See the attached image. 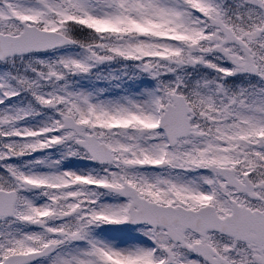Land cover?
Here are the masks:
<instances>
[{
  "label": "snow or ice",
  "instance_id": "obj_1",
  "mask_svg": "<svg viewBox=\"0 0 264 264\" xmlns=\"http://www.w3.org/2000/svg\"><path fill=\"white\" fill-rule=\"evenodd\" d=\"M0 264H264V0H0Z\"/></svg>",
  "mask_w": 264,
  "mask_h": 264
},
{
  "label": "rangeland",
  "instance_id": "obj_2",
  "mask_svg": "<svg viewBox=\"0 0 264 264\" xmlns=\"http://www.w3.org/2000/svg\"><path fill=\"white\" fill-rule=\"evenodd\" d=\"M128 70L129 71H134V68L131 67V62H128ZM230 79H234V78H230ZM82 84H84L87 87H98L101 88V83L97 84V82L95 80H86V81H82ZM131 84V87L133 86V83L129 82ZM153 82L151 81L150 78L148 77H138L137 80L135 81V88L133 90H136L137 87H144V86H150ZM130 87V88H131ZM66 162V161H65ZM79 165L75 166L78 167ZM82 167V166H81ZM73 168V167H71ZM111 236H115V237H122L127 233V230L121 231V230H112L108 233ZM131 235H138V233H131Z\"/></svg>",
  "mask_w": 264,
  "mask_h": 264
},
{
  "label": "flooded vegetation",
  "instance_id": "obj_3",
  "mask_svg": "<svg viewBox=\"0 0 264 264\" xmlns=\"http://www.w3.org/2000/svg\"><path fill=\"white\" fill-rule=\"evenodd\" d=\"M82 163H83V165H85V164H88L89 162H87V161H82Z\"/></svg>",
  "mask_w": 264,
  "mask_h": 264
}]
</instances>
